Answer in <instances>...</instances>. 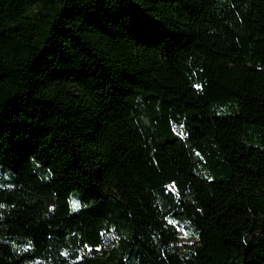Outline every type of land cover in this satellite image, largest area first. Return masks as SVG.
Wrapping results in <instances>:
<instances>
[{
    "label": "trees",
    "instance_id": "obj_1",
    "mask_svg": "<svg viewBox=\"0 0 264 264\" xmlns=\"http://www.w3.org/2000/svg\"><path fill=\"white\" fill-rule=\"evenodd\" d=\"M0 264H264V0H0Z\"/></svg>",
    "mask_w": 264,
    "mask_h": 264
},
{
    "label": "rangeland",
    "instance_id": "obj_2",
    "mask_svg": "<svg viewBox=\"0 0 264 264\" xmlns=\"http://www.w3.org/2000/svg\"><path fill=\"white\" fill-rule=\"evenodd\" d=\"M177 243L181 249H184L187 245L195 244V239L189 235L186 227L183 226V223L177 225Z\"/></svg>",
    "mask_w": 264,
    "mask_h": 264
}]
</instances>
